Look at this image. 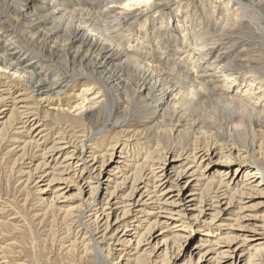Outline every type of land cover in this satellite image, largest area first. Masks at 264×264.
Segmentation results:
<instances>
[{
	"label": "bare ground",
	"instance_id": "obj_1",
	"mask_svg": "<svg viewBox=\"0 0 264 264\" xmlns=\"http://www.w3.org/2000/svg\"><path fill=\"white\" fill-rule=\"evenodd\" d=\"M19 1L22 5L26 2ZM55 1L42 0L40 10L24 5L38 21L35 35L43 42L56 34L53 28H44L48 21L55 23V15L60 10ZM153 2L133 0L125 7L134 5L148 9ZM231 2H237L249 14L243 0ZM98 13L88 12L87 16L94 20L92 22L105 26L107 29H102L106 33L118 16L110 15L112 9H105L104 17ZM183 29L184 36L174 57L179 64L192 62V67L185 72L187 76L190 74V79H171L166 68L152 65L148 57L138 56L137 48L132 52L129 51L132 46L121 50L125 44L111 43L108 34L102 38L88 35L82 40L78 38L81 27L75 29L66 45L67 50L78 46L72 53L73 61L92 65L102 77L113 75L106 80L111 81V88L126 104L124 109H128L130 100L124 88L133 83L125 78L128 72L120 62L135 57L136 89L137 95L146 99L142 103L144 112L151 113L152 106L157 105L167 111L169 117L166 120L157 116L146 123L122 127L121 137L108 149L99 147L98 138L86 135L82 129V132H70L56 123L50 114L59 109L43 108V100L60 96L66 88L63 83H74L81 74L77 76L67 71L69 81L47 74L40 67L41 60L35 61L25 47L4 41L5 36L0 33V70L11 77L9 82L0 81V137L7 133L10 147L20 148L24 144V148L34 150L27 159L29 170L23 173L28 175V182L34 184L43 202L81 225L83 222L90 225L86 226L88 232L77 233L72 243L67 241L70 236L65 237L64 242L69 244L64 248L68 251L90 249L101 258L105 246H117V263L114 264L139 261L147 264L181 261H184L182 264H264V237L251 226L258 219L256 211L264 208V166L255 158V138L251 137L248 145H242L238 128H228L226 120L220 127L209 124L201 120L197 108L194 109L201 103L203 109L215 114L248 115L247 133L263 135L264 86L260 82L240 80L239 85L246 83V89L244 95L238 96V79L229 74L224 59L213 57L212 49L204 42L201 44V37L192 33L193 40H190L188 29ZM33 52L41 55L36 49ZM181 54L185 56L181 58ZM218 73L231 78L229 87L220 94L215 93L208 81L220 77ZM145 92L147 95L143 96ZM100 94L80 89L72 95L67 107L76 116H83L100 106ZM209 96L217 103H212ZM232 96H238L237 100L229 98ZM187 106L196 115L188 121L185 120ZM107 111L109 119L112 118V107ZM140 127L144 129L141 133L137 131ZM114 130L105 126L97 135L103 139ZM23 138L26 140L21 141ZM235 159L245 164L235 165ZM225 161L228 163L223 164ZM102 178H105L104 183ZM71 200L78 201L71 203ZM86 202L87 210L82 208ZM66 207L69 208L63 210ZM171 221L174 226L170 228ZM103 261L108 262L105 258Z\"/></svg>",
	"mask_w": 264,
	"mask_h": 264
},
{
	"label": "rangeland",
	"instance_id": "obj_2",
	"mask_svg": "<svg viewBox=\"0 0 264 264\" xmlns=\"http://www.w3.org/2000/svg\"><path fill=\"white\" fill-rule=\"evenodd\" d=\"M132 1L56 0L57 9L60 10L55 15V23L48 21L44 27L46 29L53 28L56 34L52 39L43 42L42 39H38L35 35L38 32L36 30L38 21L35 20L33 14L29 13L30 11H26V8H24V5L28 4L34 10H40L39 7L42 0H26L23 5L19 0H0V33L5 36L4 41L10 40L22 48L25 47L27 51H30L31 57L36 58L35 61L41 60L40 67L51 76L59 75L63 81H67L69 77L67 71L77 76L81 74L78 79L74 80V83H63L66 88L60 96L49 97L43 101L40 100L46 110L53 109L54 111V109H59L56 112H52L50 118L54 117L56 123L68 131H83L86 132V135L95 136L98 138L97 141H99L97 142L98 146H102V149H108L111 143L121 137L119 133H121L120 129L122 127L146 123L157 116H163L166 120H169L167 111L165 112L163 108L160 109L157 105L152 106L151 113L144 112L142 103L146 99L145 97H139L136 89L138 79H136L137 69L133 61L135 57H132V60L122 59L123 61L120 62V66L128 72L125 78H130L133 83V86L127 89L126 87L124 88V91L129 92L128 109H124L126 104L119 99L118 94L111 88V81L106 80L112 78L113 75L107 74L102 77L94 70L92 65L73 61L72 53L76 51L78 46H75L72 50H67L66 45L74 36V31L78 27H81L82 30L81 36L78 37L79 39H86L88 35L102 38L108 34L111 43L120 44V42H123L125 44V48L123 45L121 50L126 51L129 46H132L129 51L132 52L133 49L137 48L138 56L148 57L152 65H160L166 68V74L171 76V79H177V77L190 79V74L187 76L185 72L186 68L188 70L192 67V62L185 61L182 65L177 63L178 60L174 57L178 50L177 46L181 44L184 36L181 30L184 31L183 27H185L191 34L188 36L190 40H193L192 33L201 37L203 39L201 44L204 42L207 47L212 49L211 55L213 57L224 59L227 69H230L229 74L238 79L236 82L238 96L244 95L246 83H249L250 80L255 81L256 84L261 83L260 85L264 86V0H243V4L247 6L249 14L238 6L237 2H231V0H154L148 9L138 8L134 5L125 7L126 3H131ZM107 3L110 4L105 6ZM64 7L67 8L65 9ZM76 9L84 10V12H76ZM105 9H112L113 13L110 14L111 16H118L115 25H112V28L106 33L103 30L107 29L105 26L102 27L99 23L92 22L94 20L91 21L89 16H87L88 12H99L98 14H103L104 17ZM105 16L107 17L108 15ZM250 17L255 18V20ZM136 40H139V42ZM34 49L40 52L41 55L34 53ZM180 56L183 58L185 54ZM208 59L207 57L205 62ZM212 61L215 60L213 59ZM217 75L220 77L208 79V81L215 93L220 94L229 87V79L231 78L222 77L219 73ZM9 78L11 77H9L8 72L0 70V81L9 82L11 80ZM113 80H116V78ZM240 80L245 81V85L240 86ZM172 81L175 82L174 80ZM126 83L124 82V84ZM83 88L100 92L99 100L101 99L102 103L95 110L85 112L83 116H76V113L70 111L67 105L72 101V95ZM145 95H147V92L143 94V96ZM238 96L229 98L237 100ZM209 99L212 103H217L210 96ZM200 104L196 105L197 107L195 106L194 109L197 108L195 110L199 113L201 120L209 124H216L219 127L227 121V124H229L228 128L236 127L240 131L238 139L242 145H248L250 143L249 140L252 139L251 137L255 138V158L264 166V156L262 157V153H264V134L256 135L250 133V135L247 133L249 129L248 115L243 116L240 112L235 115H219L209 111L210 109H203V105ZM110 106L113 109V115L109 119L107 109ZM188 107H186V121L196 116L191 111L192 109ZM262 116L264 117V115ZM212 117L213 120L211 119ZM105 126L116 130L110 133V136L102 139L100 138L101 135L97 134ZM143 130V127L137 129L140 133ZM254 136H257V138ZM6 137L7 133H3L0 137V264L117 263L116 254L119 248L117 246H105L103 250L104 257L101 255V258L100 256L98 258L96 252H91L90 249L77 252L74 249L68 251L64 248L66 244L64 242L66 241L65 237L70 236L71 238L67 241L71 242L72 240L74 242L73 238L76 237V234L88 232L86 226L90 225L86 222L81 225L78 220L67 217L65 213H60L57 209L49 207L46 201H42L41 194L38 195L34 184L28 182V175L25 176L23 173L25 170H29L27 166L30 161L27 159L34 154V150L29 147L24 148V144L21 145V149L10 147ZM24 140L26 139L23 138L21 141ZM260 149L263 150L260 151ZM233 162L235 165L245 164L236 159ZM222 163L226 164L228 161ZM101 182L104 183L105 178H102ZM71 186L73 187L74 183ZM71 201H73L71 203H74L78 200ZM82 208L87 210L89 204L87 202L84 205L82 204ZM256 213L258 219L251 226L257 229L260 237H264V208L258 209ZM139 217L141 220L143 219L141 215ZM170 226H174V221L169 223ZM90 236L92 237V234ZM102 258H105L108 262H104ZM4 260H7L6 263H4ZM183 262L181 261L177 264H182ZM137 264L147 263L139 261Z\"/></svg>",
	"mask_w": 264,
	"mask_h": 264
}]
</instances>
